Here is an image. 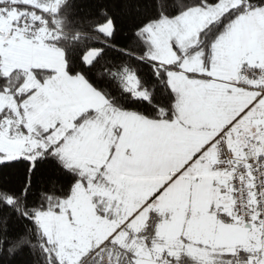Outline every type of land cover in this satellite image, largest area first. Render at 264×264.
Here are the masks:
<instances>
[{
  "label": "snow or ice",
  "instance_id": "1",
  "mask_svg": "<svg viewBox=\"0 0 264 264\" xmlns=\"http://www.w3.org/2000/svg\"><path fill=\"white\" fill-rule=\"evenodd\" d=\"M0 264H264V0H0Z\"/></svg>",
  "mask_w": 264,
  "mask_h": 264
},
{
  "label": "trees",
  "instance_id": "2",
  "mask_svg": "<svg viewBox=\"0 0 264 264\" xmlns=\"http://www.w3.org/2000/svg\"><path fill=\"white\" fill-rule=\"evenodd\" d=\"M125 35H126V33H125Z\"/></svg>",
  "mask_w": 264,
  "mask_h": 264
}]
</instances>
